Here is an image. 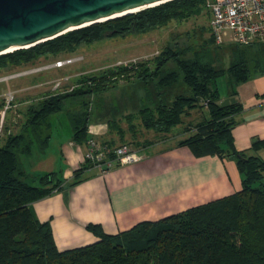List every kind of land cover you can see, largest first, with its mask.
Wrapping results in <instances>:
<instances>
[{"label": "trees", "instance_id": "obj_1", "mask_svg": "<svg viewBox=\"0 0 264 264\" xmlns=\"http://www.w3.org/2000/svg\"><path fill=\"white\" fill-rule=\"evenodd\" d=\"M211 1L172 0L73 30L31 48L0 55V69L33 68L41 57L48 60L52 56L56 60L60 54L73 52L79 45L102 40L107 35L117 36L133 30L146 33L173 19L198 14ZM248 46L235 44L234 47ZM199 48L192 49L191 59H183L185 49L169 47L158 59L159 65L167 60L178 65L192 94L177 96L169 103L160 99L158 105L145 106L140 113L146 127L167 133L182 121L186 110L197 105L207 108L210 118L197 127L194 135L179 144L188 146L197 158L238 157L242 188L161 220L140 222L118 234H108L100 224L89 223L87 230L95 236L93 242L60 249L50 224L38 219L32 205L59 191L64 180L57 172L33 176L24 169L21 157H29L35 144L47 145L51 138L50 123L57 115L70 121L74 144L87 143L92 113L84 104L69 107L67 102L79 95L103 93L107 90V76L86 78L80 81L83 85L78 90L51 94L18 112L15 131L8 132L0 147V264H264V159L247 156L235 149L231 135L235 124L232 117L241 106L235 99L222 107L224 100L220 99L214 86L216 79L227 72L235 92L238 85L254 74L264 72V60L258 56L252 71L247 67L245 57L239 56L242 54L239 51L227 71H217L209 49L201 51L203 48ZM135 68L139 78L148 82L150 76L146 64L140 63ZM121 72L125 70L121 68ZM178 80V70H174L161 78L158 85L164 88ZM105 143L116 146L108 141ZM125 144L129 145L124 142L117 147ZM129 146L139 147L133 143ZM263 148L264 139L253 145L254 151ZM91 168H95L94 164L85 162L83 170Z\"/></svg>", "mask_w": 264, "mask_h": 264}, {"label": "crops", "instance_id": "obj_2", "mask_svg": "<svg viewBox=\"0 0 264 264\" xmlns=\"http://www.w3.org/2000/svg\"><path fill=\"white\" fill-rule=\"evenodd\" d=\"M14 69H0V72L4 76ZM55 71L17 78L12 82L2 81L7 83V89L0 93V103L5 102L8 93L18 97L22 93L30 95L38 91L40 95L37 97L20 98L19 106L26 104L25 108L17 106L21 111L55 94L43 92L48 83L44 80L49 77L53 81L55 76L65 74L62 68ZM227 98L236 99L241 106L232 117L235 121L231 128L233 146L247 156L264 159V148L253 150V145L264 139V72L254 74L222 100ZM92 120L91 117V125L95 123L103 129L107 127L105 121ZM50 124L51 138L59 127H67L65 143L52 152L56 163L49 160L51 164L48 165L49 172L63 176L65 184L59 191L33 203L32 207L39 220L50 224L60 249L93 242L95 236L87 230L89 223L100 224L108 234H118L140 222L158 221L190 207L231 195L242 188L243 177L232 156L197 158L188 146L179 143L166 146L167 140L139 146L145 158L138 163L117 164L105 173L96 167L83 170L87 149L85 145L73 143L68 120L58 116ZM104 131L103 134H107L108 131ZM100 140L105 142V139ZM53 164L59 169L51 167Z\"/></svg>", "mask_w": 264, "mask_h": 264}, {"label": "rangeland", "instance_id": "obj_3", "mask_svg": "<svg viewBox=\"0 0 264 264\" xmlns=\"http://www.w3.org/2000/svg\"><path fill=\"white\" fill-rule=\"evenodd\" d=\"M263 45L264 43H259L250 47H234L235 43L230 33L225 34L224 42L218 44L215 39L213 40L211 15L209 7L206 6L198 14L187 18L173 19L166 25L146 33H138L133 30L117 36L107 35L102 40L83 43L73 52L60 54L56 57V60L74 58L76 61L62 68L65 71L62 76H55L53 81L49 77L46 79L47 81L44 80V82L48 83L43 87V92L66 94L78 90L83 85L80 83L83 79L90 77L100 79L104 75L107 76V85L105 87L107 90L103 93L83 94L67 102L69 107L75 104L76 106L86 105L85 107L92 113V121H105L107 124L106 130L99 124L94 123V125H91V121L88 125L85 161L95 165V161L93 162L87 155L101 153L104 149L103 147H110L105 143L106 140H110L108 142L116 145L115 147L124 142L129 145L133 143L141 146L145 143L156 142L159 144L164 140H167L166 146H171L190 138L197 131V127L210 118L209 110L197 105L190 110H186L182 115V121L167 133H159L144 124L140 113L143 107L156 106L160 99L169 103L177 96L192 94L191 88L183 81V74L174 61L167 60L165 64L159 65L158 59L162 56L165 49L169 47L174 48L173 50L185 49L186 53L182 57L183 59H191L194 53L192 51L193 48L200 50L199 47L201 46L203 48L201 51L209 49L213 65L217 71H227L234 59L238 57L237 54L240 51L242 54L238 55L245 57L246 64H248L247 67H250L253 71L254 64L257 63L256 58L261 56L264 60ZM46 60L45 57H41L35 62V66L40 65L38 67H41L56 61L52 56L47 60L48 62ZM140 63H145L147 68H149L148 74L150 77L148 82L142 81L138 73L134 71L136 70L135 67ZM121 68L125 72L119 73ZM55 70H44L45 72L43 71L39 74L30 73L23 76V78L34 75L41 76L56 72ZM174 70H178L179 80L170 86L159 87L158 83L161 78L166 77ZM19 71L22 70H12L11 73ZM2 76L3 73L0 72V77ZM6 84V82H0V93L7 89ZM25 85L23 84V86ZM214 86L218 89L220 99L234 93L227 72L216 79ZM30 95L31 97H37L40 94H38V91H34V94L31 92ZM30 95L28 93H22L18 97L15 95L9 109H6L8 105L7 97L5 102L2 101L0 103V120L3 113L5 117L3 131L0 134V147L4 143L8 132L16 129L14 125L19 120L18 116H20L18 113L20 111L17 108L21 102L20 98L24 99ZM222 102L224 101H221V104ZM25 105L23 104L19 107L25 108ZM104 109L105 111L101 113ZM130 114H132L131 117H129ZM58 116L60 118V115H57V118ZM62 118L66 119V117ZM10 123L12 124L10 125ZM64 124H66V121ZM69 125L72 129L70 123ZM66 130L67 127L65 125L59 127L56 135L52 136L45 147V144L42 146L35 144L29 157H21L24 169L28 173L36 177L45 174V171L49 172L50 166L48 165L51 164L49 160L56 163L53 160L55 156L52 152L59 149L60 144L65 143L64 140L67 139ZM103 131L108 132L104 135ZM112 138L116 141L112 140ZM90 139H94L96 142L93 151H91L89 146ZM100 139H105V142ZM115 147L112 146L110 148ZM232 157L237 162L238 157ZM51 167L59 169L55 164L51 165ZM32 183L38 184L35 181H32Z\"/></svg>", "mask_w": 264, "mask_h": 264}, {"label": "water", "instance_id": "obj_4", "mask_svg": "<svg viewBox=\"0 0 264 264\" xmlns=\"http://www.w3.org/2000/svg\"><path fill=\"white\" fill-rule=\"evenodd\" d=\"M169 1L172 0H0V55ZM233 101L227 98L221 106Z\"/></svg>", "mask_w": 264, "mask_h": 264}, {"label": "built area", "instance_id": "obj_5", "mask_svg": "<svg viewBox=\"0 0 264 264\" xmlns=\"http://www.w3.org/2000/svg\"><path fill=\"white\" fill-rule=\"evenodd\" d=\"M208 7L211 14V33L218 44L224 42V35L227 33H230L234 43L238 45L248 46L257 42L264 43V0H212ZM75 61L74 58H64L41 67L37 65L17 73L4 75L0 77V82L22 78L30 73L39 74L44 70L61 69ZM6 97L8 103L6 109H9L14 94L9 93ZM4 119L3 113L0 120V134L3 131ZM89 143L90 149L93 151L96 142L94 139H90ZM103 148L101 153L87 155L93 162L95 161L94 166L103 173L111 170L117 164H135L145 158V153L143 154L141 150L126 144L115 148L108 146Z\"/></svg>", "mask_w": 264, "mask_h": 264}, {"label": "bare ground", "instance_id": "obj_6", "mask_svg": "<svg viewBox=\"0 0 264 264\" xmlns=\"http://www.w3.org/2000/svg\"><path fill=\"white\" fill-rule=\"evenodd\" d=\"M136 12V11H135Z\"/></svg>", "mask_w": 264, "mask_h": 264}]
</instances>
